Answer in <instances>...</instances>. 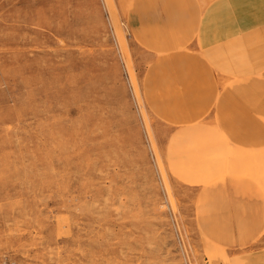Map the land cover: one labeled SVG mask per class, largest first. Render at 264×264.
Here are the masks:
<instances>
[{"label":"rangeland","instance_id":"374dc122","mask_svg":"<svg viewBox=\"0 0 264 264\" xmlns=\"http://www.w3.org/2000/svg\"><path fill=\"white\" fill-rule=\"evenodd\" d=\"M204 5L0 0V264H264V73Z\"/></svg>","mask_w":264,"mask_h":264},{"label":"crops","instance_id":"0c3cea01","mask_svg":"<svg viewBox=\"0 0 264 264\" xmlns=\"http://www.w3.org/2000/svg\"><path fill=\"white\" fill-rule=\"evenodd\" d=\"M204 2L196 30L202 64L231 80L264 73V0ZM244 84L237 89H246Z\"/></svg>","mask_w":264,"mask_h":264}]
</instances>
